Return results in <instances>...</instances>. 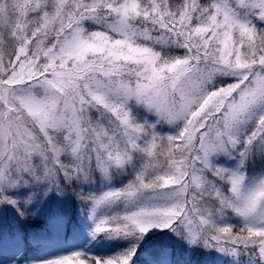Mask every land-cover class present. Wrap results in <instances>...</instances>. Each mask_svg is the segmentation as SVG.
Instances as JSON below:
<instances>
[{
    "label": "snow or ice",
    "instance_id": "obj_1",
    "mask_svg": "<svg viewBox=\"0 0 264 264\" xmlns=\"http://www.w3.org/2000/svg\"><path fill=\"white\" fill-rule=\"evenodd\" d=\"M0 264H264V0H0Z\"/></svg>",
    "mask_w": 264,
    "mask_h": 264
}]
</instances>
